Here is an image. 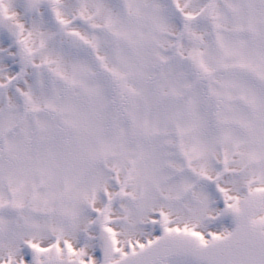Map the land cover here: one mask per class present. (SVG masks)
<instances>
[{"label":"snow or ice","instance_id":"snow-or-ice-1","mask_svg":"<svg viewBox=\"0 0 264 264\" xmlns=\"http://www.w3.org/2000/svg\"><path fill=\"white\" fill-rule=\"evenodd\" d=\"M0 264H264V0H0Z\"/></svg>","mask_w":264,"mask_h":264}]
</instances>
